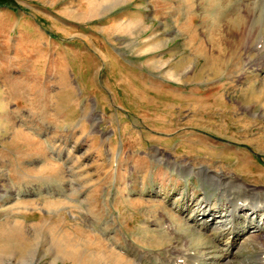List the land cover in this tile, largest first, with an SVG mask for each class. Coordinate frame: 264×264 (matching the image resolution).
Listing matches in <instances>:
<instances>
[{
  "label": "rangeland",
  "instance_id": "obj_1",
  "mask_svg": "<svg viewBox=\"0 0 264 264\" xmlns=\"http://www.w3.org/2000/svg\"><path fill=\"white\" fill-rule=\"evenodd\" d=\"M255 1L0 0V264L125 263L99 239L188 264L218 247L193 216L237 204L235 262H255L237 248L264 208Z\"/></svg>",
  "mask_w": 264,
  "mask_h": 264
},
{
  "label": "bare ground",
  "instance_id": "obj_2",
  "mask_svg": "<svg viewBox=\"0 0 264 264\" xmlns=\"http://www.w3.org/2000/svg\"><path fill=\"white\" fill-rule=\"evenodd\" d=\"M258 2L260 4L262 3L261 5L264 8V0H259ZM258 2L255 1V2H252V3L247 4V5H251L252 11L255 12L256 11L255 5L257 6ZM204 204H209V201H205ZM203 205H202V207H203ZM248 206L249 207L246 208V209H248L247 212H250L253 215L255 214V216L254 217L252 216L253 218L250 220H253V219L258 220V224H253L252 222L249 223L250 225H252L251 226L252 228L242 237V239L239 243V246L237 248H242L243 250L244 249L255 250V253L257 252L256 255L253 254L255 256V262L252 263L253 262L252 261L251 263L250 262L249 263L250 264H264V255H263V253H264V240L261 238L264 235V220H262L263 219L262 217H264V212H263L264 208L262 209V208H260V206L257 207L255 205L254 206L248 205ZM238 207H239V204H237L234 208L227 207L228 213L224 212L223 214L222 213L218 214L217 211L214 212L213 210H209L206 207L200 208L198 211H200L199 214H201V215L198 218H196L194 215L192 224H194L198 230H209V231L215 232L214 236L218 240V242L215 240L217 242L218 247L216 245L217 248L215 250L211 249L210 251L207 250L205 252H203L204 251L203 250L202 253H198L199 251L196 253V252L192 251L189 247H187V248L181 250V252H182L181 257H184L187 260L188 264H205V262H206V264H237L238 262H235V259H236L235 257L237 255V253L235 251H232V246L235 244L236 239L238 238V236L241 232V229H239V220L237 219L238 218L237 213L241 209ZM260 210L262 213H260ZM173 228H174V226H173ZM174 231L176 232V230H174ZM227 234L229 236H227ZM229 240H230V244H229ZM213 242H214V240H213ZM97 243L93 244L94 245L93 246L94 247V253L96 255L98 254V251L101 248L99 244L107 243L105 247L109 248L108 256H110V258H112L113 262H115L116 260H120V261L125 262L124 264H134L131 260H127L125 258V256H123V255H121L115 251L116 246H114L113 241L108 243L107 239L106 240H100L99 239L97 241ZM129 246L131 247L132 244ZM207 246H209V245H207ZM169 248H172V247L170 246ZM209 249H210V246H209ZM242 249H241V251H242ZM142 252H144V250ZM139 253H141V252L139 251L138 254ZM129 254H131V253H129ZM144 254H146V253L144 252ZM134 256H136V255H133V258H134ZM164 256H166V254ZM177 256H178V254H177ZM114 257H115V259H114ZM157 258H158V260H156L155 263L158 262V264H175L174 258H170L169 256H167L165 259H163L160 256V254H158ZM243 259H245V258H243ZM137 260H139V259H137ZM181 260H183V259L181 258ZM236 260H239V259H236ZM247 260H246V262H247ZM242 261L244 262V260H242ZM149 262H150V260H149ZM184 262H185V260H184Z\"/></svg>",
  "mask_w": 264,
  "mask_h": 264
}]
</instances>
